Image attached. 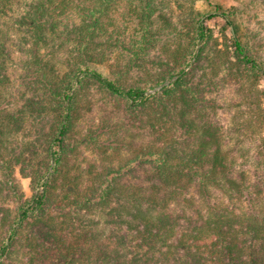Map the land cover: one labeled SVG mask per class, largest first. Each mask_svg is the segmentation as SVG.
<instances>
[{"label": "trees", "instance_id": "1", "mask_svg": "<svg viewBox=\"0 0 264 264\" xmlns=\"http://www.w3.org/2000/svg\"><path fill=\"white\" fill-rule=\"evenodd\" d=\"M200 1L0 0V264H264V0Z\"/></svg>", "mask_w": 264, "mask_h": 264}, {"label": "rangeland", "instance_id": "2", "mask_svg": "<svg viewBox=\"0 0 264 264\" xmlns=\"http://www.w3.org/2000/svg\"><path fill=\"white\" fill-rule=\"evenodd\" d=\"M198 5L204 10H213V11L217 5H222L223 8H230V7L233 8L235 6L244 8L245 6H247V0H201L198 3ZM209 23L215 26L217 29H220V27L224 24L223 20L221 19L211 20L209 21ZM96 68L107 74H110V70L108 66L97 65ZM263 85H264V81H263ZM21 179H22L23 187L26 191V194L30 195L31 189L29 188V180L22 176H21Z\"/></svg>", "mask_w": 264, "mask_h": 264}, {"label": "water", "instance_id": "3", "mask_svg": "<svg viewBox=\"0 0 264 264\" xmlns=\"http://www.w3.org/2000/svg\"><path fill=\"white\" fill-rule=\"evenodd\" d=\"M178 77H179V75H176L174 78L165 81L163 84L159 85L158 87H155V88L151 89L150 91H148V93H153V92H156V91L160 90L164 85L170 84L173 80H175Z\"/></svg>", "mask_w": 264, "mask_h": 264}]
</instances>
